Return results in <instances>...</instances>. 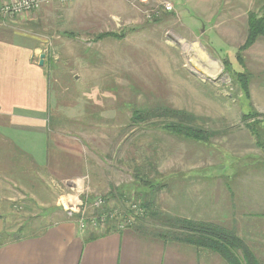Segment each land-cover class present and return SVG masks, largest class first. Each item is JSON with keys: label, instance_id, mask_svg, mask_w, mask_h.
<instances>
[{"label": "rangeland", "instance_id": "rangeland-1", "mask_svg": "<svg viewBox=\"0 0 264 264\" xmlns=\"http://www.w3.org/2000/svg\"><path fill=\"white\" fill-rule=\"evenodd\" d=\"M162 1L80 0L84 4L69 17L70 26L76 27L71 36L60 40L61 28L43 29L45 22L37 19L32 27L37 36L24 37L52 59L50 124L59 129L58 142L71 138L73 155L65 149L59 154L65 159L72 156L74 178L58 182L55 197L62 196L61 205L67 203L68 208L60 211L68 220L77 226L80 218L86 221L81 231L88 229V234L115 228L120 221L129 226L134 214L143 213L133 206L140 203L135 196L138 176L158 184L149 197L156 213V206L163 213L172 210L176 174L183 169L218 175L215 194L220 204L237 208L247 186L250 206L256 203L253 195H264V37L240 50L242 64L236 59L246 36L247 14L251 10L263 14L264 0H222L213 20L206 19V6L202 8L198 0H177L181 14L176 19L170 13L174 9L147 17L150 8H162ZM217 7L211 5L212 10ZM77 18H82L79 25ZM104 32L119 35L99 37ZM237 71L249 77L248 101L255 113L245 120L247 103ZM163 108L191 113L193 123L209 131V141L167 131L162 127ZM138 110L148 117L134 119ZM249 122L257 123L262 133L261 148L246 126ZM60 127H67V134ZM18 209L17 224L32 217ZM233 214L238 220L240 214ZM162 215L157 213L156 219L146 212L138 218L167 230L169 226H161ZM249 220L260 227L258 237L250 235V240L264 244V210L249 213ZM17 231L22 232L19 227ZM253 249L259 264H264V245Z\"/></svg>", "mask_w": 264, "mask_h": 264}, {"label": "crops", "instance_id": "crops-1", "mask_svg": "<svg viewBox=\"0 0 264 264\" xmlns=\"http://www.w3.org/2000/svg\"><path fill=\"white\" fill-rule=\"evenodd\" d=\"M3 1L9 0H0ZM78 1L70 5L52 2L43 4L35 14L0 18V264H218L220 259L215 252L170 238L144 235L135 225L109 228L88 238V229L82 232L60 211L68 205L60 204L62 196L55 197L58 182L68 183L74 175L72 156L65 159L59 151L65 149L64 153L73 155L71 138L58 142L59 129L50 124L52 59L24 37L27 33L37 36V30L32 28L37 19L45 22L43 29L61 28L62 34L57 35L60 40L64 39L61 36H71L76 27L70 26L69 17L81 4ZM171 1L176 19L180 9L177 0ZM197 3L202 8L206 6V19L213 20L219 15L222 0ZM211 5L219 8L212 10ZM77 19L79 25L82 18ZM60 128L67 134V127ZM81 159L79 163L85 165V156L81 155ZM184 170L176 174L175 205L168 212L215 223H232V214L237 212L240 216L234 222L235 231L256 254L253 248L264 244L253 243L249 238L258 237L260 228L249 220V213L264 210V195H253L256 203L250 206L247 186L237 208L231 203L220 204L215 194L218 175ZM79 177L75 175V179ZM171 191L170 186L168 192ZM18 207L24 209L21 215L32 217L17 224ZM34 210L38 213L33 214ZM16 227L22 232H16Z\"/></svg>", "mask_w": 264, "mask_h": 264}, {"label": "trees", "instance_id": "trees-1", "mask_svg": "<svg viewBox=\"0 0 264 264\" xmlns=\"http://www.w3.org/2000/svg\"><path fill=\"white\" fill-rule=\"evenodd\" d=\"M154 8L155 7L150 8V11L154 12ZM157 11L159 13L158 15H160L161 11L164 10H162L161 8L160 10L157 9ZM170 13L172 14L173 12ZM246 22L247 29L245 40L239 47L236 54V59L241 64L243 63V60L239 54L240 50L248 48L259 37H264V13L259 14L256 11L251 10L247 14ZM104 35L113 36L115 34L104 32L101 33L99 37ZM225 62H227V60H225ZM236 75L242 95L244 96V100L247 103V111L242 112L243 119L245 120L248 115H253V117L255 115V113L250 110L252 108L251 104L248 101V99L250 98L249 77L242 71H237ZM160 111V113L164 114V116L166 117L165 122L162 124V127L167 131L199 142L209 141L210 137L207 135L209 131L195 125L193 123V115L191 113H188L185 110H173L170 108H163ZM145 117L148 116L143 110L134 111V119L140 120L141 118ZM168 118H170V120H167ZM246 126L255 140V145L260 146L261 148L262 133L258 131L257 123L252 124L249 122L246 123ZM228 167L230 169L231 164H229ZM225 177L226 182H228V175L226 174ZM136 180H138L136 183L139 189L136 190L135 196L137 199H139L140 203L134 202L133 206L140 209L143 213L137 215L134 214L133 216L132 210H129V215L132 214L134 218L133 222L129 224V227L135 225L143 231L144 235L166 239L170 238L173 240L188 243L196 248H203L208 251L215 252L218 255L219 259L223 262V264H259L260 260L256 257L254 252L245 243V241L236 233L234 228L236 224L234 223L236 221V217L234 216V214L231 218L232 223H215L204 220L188 219L177 216L175 213H163L158 210L159 207L156 206L157 213L159 215L163 214L160 220H162L164 223L161 224V226H169L167 230L166 228L161 230L155 229L154 227H158V225H155L154 221L152 223H148L146 221L140 220L138 217L144 216L146 212L150 216L155 215L153 216V218L156 217L157 219V213L156 211H154L153 207L154 199H149V197L150 195L153 196L158 187V184H154L153 181L143 179L141 176H138V179ZM225 185L230 186L229 183H226ZM135 221H137V223ZM92 237H94V234H89L88 238Z\"/></svg>", "mask_w": 264, "mask_h": 264}, {"label": "built area", "instance_id": "built-area-1", "mask_svg": "<svg viewBox=\"0 0 264 264\" xmlns=\"http://www.w3.org/2000/svg\"><path fill=\"white\" fill-rule=\"evenodd\" d=\"M72 1L73 0H9V1H3V2H0V16H4V18L6 17L10 18V17L20 16V15H25V14H33L39 11L43 4H48L52 2H59L62 4H66ZM161 5L164 11L170 12L173 10V4L170 0H163L161 2ZM157 9L158 8H156L154 12H151L150 10L147 11V17H151L153 15L159 14ZM67 213L70 214L71 211H67ZM104 215L105 214H102L100 218L103 219ZM77 222L79 224L78 227L80 228V230L81 229L83 230V228H85L86 221L80 218ZM130 223L131 222L128 220V224ZM93 225L95 226L96 223L94 222ZM124 227H126L125 223H123V221H120L119 223L116 224L115 228L123 229Z\"/></svg>", "mask_w": 264, "mask_h": 264}, {"label": "water", "instance_id": "water-1", "mask_svg": "<svg viewBox=\"0 0 264 264\" xmlns=\"http://www.w3.org/2000/svg\"><path fill=\"white\" fill-rule=\"evenodd\" d=\"M43 63V55L41 56L40 64L42 65Z\"/></svg>", "mask_w": 264, "mask_h": 264}]
</instances>
